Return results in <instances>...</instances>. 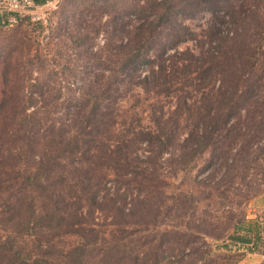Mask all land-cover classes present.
Segmentation results:
<instances>
[{
  "label": "trees",
  "instance_id": "1",
  "mask_svg": "<svg viewBox=\"0 0 264 264\" xmlns=\"http://www.w3.org/2000/svg\"><path fill=\"white\" fill-rule=\"evenodd\" d=\"M29 1L42 6L49 0ZM246 1L139 0L130 13L139 11L135 44L103 46L102 53L116 51L123 61L97 60L101 74L83 80L74 104L59 114L9 108L22 102L26 84L35 87L33 63L4 70L0 264H86L87 243L64 250L60 255L70 262H62L54 260L55 242L69 234L81 237L84 217L101 209L103 189L123 176L139 183L128 218L137 220L136 240H144L126 264H240L247 253L262 250V229L246 224V209L264 188V0ZM108 3L104 11L116 5ZM202 10L220 16L205 29L208 41L199 51L178 48L187 36L174 40L173 54L165 48L157 58L148 54L164 25ZM112 21L116 32H126L119 16ZM186 31L197 41L195 32ZM143 66L149 74L141 78L136 74ZM126 79L125 86H141L147 95H172L175 105L164 112L163 105L150 104L147 124L138 114L129 117L118 96ZM147 100H134L131 107ZM43 117L49 123L45 131ZM165 155L171 171L164 175L155 165ZM199 158L207 161L208 174L168 194V174L193 170ZM149 231L156 234H139Z\"/></svg>",
  "mask_w": 264,
  "mask_h": 264
},
{
  "label": "rangeland",
  "instance_id": "2",
  "mask_svg": "<svg viewBox=\"0 0 264 264\" xmlns=\"http://www.w3.org/2000/svg\"><path fill=\"white\" fill-rule=\"evenodd\" d=\"M105 1H109L110 6L116 5L104 11L102 6L105 5ZM138 1L49 0L42 6L28 5L24 2H21L18 7L0 5V15H3V22L0 24V104L2 101L1 92L7 84V80L4 79V70L8 66L19 70L18 64L24 65L28 60H32L33 75L29 76L32 79L31 85H35V87L26 84V93L19 94V98H23L22 102L8 103L7 106L18 109L27 107L29 113L33 110H39V112L59 111L57 114L66 111L68 105L71 107L74 104V99L79 96L83 80L87 82L101 74L102 71L95 68V65L105 63L107 60L109 64L123 61V57L119 56L116 51H114V55L102 53L103 46L109 43L119 46L128 41L135 44L132 36L135 27L140 22L134 18L139 16V11H135L134 14L130 13L136 9L134 6ZM246 3L254 4L255 0H247ZM7 8H11V10ZM262 10L264 11V7ZM113 16H119L122 19L123 27H125L123 30L126 32L121 33L120 30L118 33L114 30ZM216 16L217 14L211 10H202L189 19H181L178 16L176 22L168 23L159 30L161 33L158 44L148 54L157 58L159 54L163 53V48L167 50V55L173 54L175 50H170V46H174V40L184 39L187 36L190 39L180 44L177 43L178 48L199 51L202 42L206 44L208 41L206 35L209 33H206L205 29L207 26H211L220 15ZM187 28L196 33L194 38L197 41H191V35L186 31ZM97 60H100V63ZM3 61H6L5 64L2 63ZM148 71V67L143 66L136 75L142 78ZM30 73L32 74V71ZM7 74L10 76L11 71ZM127 81L128 79L120 85L118 91L122 89L123 91L118 96L119 102L122 104V111L124 109L129 117L138 114V117L143 119V123L147 124L148 112L152 108L150 104L163 105L164 112L175 105V97L172 95L153 93L147 95L143 93L141 86L131 88L125 86ZM29 92L33 95L29 96ZM13 98H16V95ZM146 98L148 100L145 104L131 107L134 100H145ZM56 116L58 115H55L54 118ZM48 126L49 123L43 117V131ZM206 164L207 161L204 158H199L191 164L194 167L193 170L179 172L176 177L171 173L168 174L169 177L165 179L168 194H175L182 188L191 187L195 179L199 180L206 176L207 171L203 173ZM155 167L161 168L164 175L167 174L166 171L170 172L169 157L165 155ZM166 168L168 169L166 170ZM125 177L132 178L128 175ZM134 178L132 180H135ZM124 180V176L118 178L116 182L111 181L103 189V193L100 195L102 198L100 199L101 209H95L92 215L84 217V224L80 228L84 234L81 237L69 234L56 240L55 251L60 258L55 256L54 260L70 262L61 257V253L83 243L88 244L86 245V264H126L130 260L128 255L142 250L141 245L144 240L140 238L141 240L137 241L134 231H132L137 228L134 225L137 224V220L128 218V213L131 212L129 210H132L133 204L137 201V195L140 193L139 183ZM262 189L264 190V188ZM253 200L246 209L248 220L246 224L258 225L262 229L264 210L259 208L255 210L256 207L251 206ZM85 214L86 212L83 213V216ZM164 220L168 222L166 219ZM124 222H128V224L125 225ZM261 222L262 225H260ZM39 232L41 236L50 237L52 235L47 231L39 230ZM159 232L161 233L162 230L159 229ZM139 234L142 238H147L156 233L149 231L139 232ZM45 239L47 240V238ZM261 244L262 242L259 246ZM242 261L240 264H243Z\"/></svg>",
  "mask_w": 264,
  "mask_h": 264
},
{
  "label": "crops",
  "instance_id": "3",
  "mask_svg": "<svg viewBox=\"0 0 264 264\" xmlns=\"http://www.w3.org/2000/svg\"><path fill=\"white\" fill-rule=\"evenodd\" d=\"M251 206L264 210V190L262 193L255 199L253 200ZM262 225V222L260 223ZM263 229V237H264V226L262 227ZM264 262V247L262 248L261 251L258 252H249L246 254L245 258L243 259L242 263L243 264H261Z\"/></svg>",
  "mask_w": 264,
  "mask_h": 264
},
{
  "label": "built area",
  "instance_id": "4",
  "mask_svg": "<svg viewBox=\"0 0 264 264\" xmlns=\"http://www.w3.org/2000/svg\"><path fill=\"white\" fill-rule=\"evenodd\" d=\"M21 2L27 3L28 5H33V2H30L29 0H0V5L18 7ZM7 9L11 10V8Z\"/></svg>",
  "mask_w": 264,
  "mask_h": 264
}]
</instances>
